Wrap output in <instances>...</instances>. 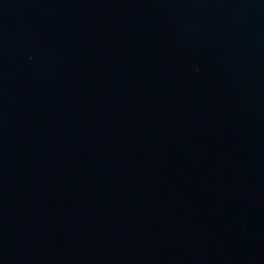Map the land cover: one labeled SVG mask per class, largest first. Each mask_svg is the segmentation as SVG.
<instances>
[{
  "label": "water",
  "instance_id": "water-1",
  "mask_svg": "<svg viewBox=\"0 0 264 264\" xmlns=\"http://www.w3.org/2000/svg\"><path fill=\"white\" fill-rule=\"evenodd\" d=\"M0 264H264V0H0Z\"/></svg>",
  "mask_w": 264,
  "mask_h": 264
}]
</instances>
